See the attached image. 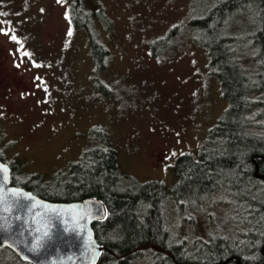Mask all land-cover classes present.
Returning <instances> with one entry per match:
<instances>
[{
  "label": "rangeland",
  "instance_id": "obj_1",
  "mask_svg": "<svg viewBox=\"0 0 264 264\" xmlns=\"http://www.w3.org/2000/svg\"><path fill=\"white\" fill-rule=\"evenodd\" d=\"M216 1L0 0V35L9 46L18 45L13 32L21 39L30 33L31 48L54 60L51 74L21 63L30 74L28 88L2 100L9 110L0 113V155L14 166L13 176L21 181L39 174L54 182L96 147L92 131L99 129L115 148L122 174L171 189L176 158L198 157L228 106L192 24ZM74 7L95 14L89 30L109 51L104 70L96 67L89 32L72 24ZM248 16L232 18L241 48ZM42 64L47 67L45 58ZM221 194L195 211L168 205L171 237L197 240L201 248L220 230L241 229L244 209ZM15 256L2 253V264H25ZM134 264L166 263L147 255Z\"/></svg>",
  "mask_w": 264,
  "mask_h": 264
},
{
  "label": "trees",
  "instance_id": "obj_2",
  "mask_svg": "<svg viewBox=\"0 0 264 264\" xmlns=\"http://www.w3.org/2000/svg\"><path fill=\"white\" fill-rule=\"evenodd\" d=\"M241 14L249 15L243 48L237 46L232 19ZM94 15L74 7L71 20L76 29L89 32L96 67L104 70L109 51L89 30ZM192 24L197 30L194 41L207 51L210 72L228 106L208 132L198 157L176 158L171 189L161 182L139 183L122 174L115 148L99 129L92 131L99 141L96 147L66 173L55 175L54 182L39 174L19 181L10 166L11 184L45 201L96 199L104 205L105 218L92 226L103 247L99 264H134L137 257L147 255L166 264H264V0H218ZM0 159L4 161L1 155ZM213 193H222L242 207L245 225L218 231L219 236L200 244L201 248L197 240L171 237L164 217L168 205L199 210ZM185 201L193 206L185 207ZM6 251L15 256L0 247V257Z\"/></svg>",
  "mask_w": 264,
  "mask_h": 264
},
{
  "label": "water",
  "instance_id": "obj_3",
  "mask_svg": "<svg viewBox=\"0 0 264 264\" xmlns=\"http://www.w3.org/2000/svg\"><path fill=\"white\" fill-rule=\"evenodd\" d=\"M11 179V167L0 159L1 248L25 264H99L103 247L92 226L106 215L100 201L48 202Z\"/></svg>",
  "mask_w": 264,
  "mask_h": 264
},
{
  "label": "flooded vegetation",
  "instance_id": "obj_4",
  "mask_svg": "<svg viewBox=\"0 0 264 264\" xmlns=\"http://www.w3.org/2000/svg\"><path fill=\"white\" fill-rule=\"evenodd\" d=\"M10 35L12 37H9L14 38V42L18 45L15 44L14 47L9 46L6 42L7 40H4L0 35V113L9 110L8 107L6 108L2 105V100L10 95H22L28 88L26 80H29L30 74L24 69V71L19 69L21 63L26 64V66H29L30 68L36 67L42 73L46 72L51 74L54 62L53 59L46 58V56L40 54L37 46L36 49L31 48L32 42L30 33H27L25 39L23 37L22 39L19 38V35L15 32ZM43 58L48 62L47 67L50 65V69L42 64ZM23 89H25L24 92L21 91ZM9 166H11V164H9Z\"/></svg>",
  "mask_w": 264,
  "mask_h": 264
}]
</instances>
